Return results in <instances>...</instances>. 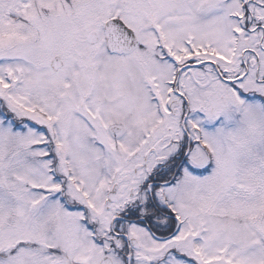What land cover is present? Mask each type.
Returning <instances> with one entry per match:
<instances>
[{"label":"snow or ice","instance_id":"6c2138e0","mask_svg":"<svg viewBox=\"0 0 264 264\" xmlns=\"http://www.w3.org/2000/svg\"><path fill=\"white\" fill-rule=\"evenodd\" d=\"M0 264H264V0H0Z\"/></svg>","mask_w":264,"mask_h":264}]
</instances>
